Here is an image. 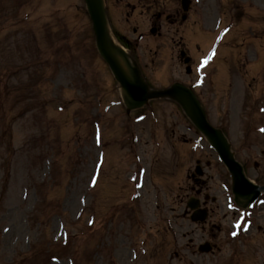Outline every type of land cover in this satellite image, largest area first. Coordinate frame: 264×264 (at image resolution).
I'll return each instance as SVG.
<instances>
[{
  "label": "rangeland",
  "instance_id": "rangeland-1",
  "mask_svg": "<svg viewBox=\"0 0 264 264\" xmlns=\"http://www.w3.org/2000/svg\"><path fill=\"white\" fill-rule=\"evenodd\" d=\"M21 1L0 0V264H161L163 257L170 264L172 251L180 256L174 264H186L190 238L198 243L209 239L210 226L232 230L239 211L228 205L234 202L226 168L175 102L152 100L126 113L119 83L95 56L85 1L25 0L17 5ZM192 1L185 37L194 58L190 77L176 56L171 32L168 38L151 36L137 45L146 6L137 4L132 13L118 0H107L109 24L132 41L153 89L202 79L196 90L205 91L211 123L232 125L234 141L241 135L239 127L253 126L250 141L258 149L248 153L253 158L245 173L253 180L259 177L262 185L264 134L257 130L264 126V112L257 109L264 101L254 99L264 97V0H236L240 13H234L231 4L237 3L229 0ZM66 45L77 51L76 63L64 65L77 68L71 90L66 81H55L56 58L64 55ZM38 48L46 62L39 61ZM206 55L210 58L204 60ZM202 60L209 67L198 70ZM249 80L258 88L248 89ZM231 83L228 104L233 110L226 106ZM247 91L248 102L240 97ZM103 154L105 165L99 160ZM245 156L237 157L242 161ZM198 160L207 191L217 197L207 204L212 214L205 225L185 215L190 187L196 184L189 173ZM98 173L100 182L90 186ZM259 204L238 248L224 243L221 232V252L192 254L200 261L196 264H264V233L257 229H264V199ZM164 238L162 257L152 256ZM108 243L115 245L109 248Z\"/></svg>",
  "mask_w": 264,
  "mask_h": 264
},
{
  "label": "water",
  "instance_id": "water-1",
  "mask_svg": "<svg viewBox=\"0 0 264 264\" xmlns=\"http://www.w3.org/2000/svg\"><path fill=\"white\" fill-rule=\"evenodd\" d=\"M87 2L89 5L90 14H92L95 20L97 42L101 54L110 63L116 77L125 88L128 94L127 102L130 104V106L133 107L142 104L151 95H149L147 92V87L137 75L136 69L133 68L128 61V66H131L132 75L135 79L126 75L127 73L125 72L124 67L119 65L120 63L117 59V55H115L116 48L111 44L105 29V18L103 5L101 3L102 0H87ZM177 96L188 111V114H190L195 120V124H197L199 129L202 130L203 134L209 138L210 142H212L211 144H214L216 149L219 151V154L222 155L225 164L228 165L231 172L233 173L235 192L239 193L241 191V185L246 182V179L244 178V175L241 174L242 170L238 163L231 157L229 153V145L226 143L227 141L225 137L222 133H220L219 130L214 129L207 123L203 110L190 91H187L186 88L179 86ZM257 193H255L253 196H256ZM250 197H252V195Z\"/></svg>",
  "mask_w": 264,
  "mask_h": 264
},
{
  "label": "bare ground",
  "instance_id": "bare-ground-1",
  "mask_svg": "<svg viewBox=\"0 0 264 264\" xmlns=\"http://www.w3.org/2000/svg\"><path fill=\"white\" fill-rule=\"evenodd\" d=\"M119 62H120V65L124 66L125 72L127 73L126 75H128L131 78H133L132 68H131V66H128L129 64H127V62L125 61V59L123 58L122 55L119 56ZM121 90H122V93L124 95L125 94L124 90L123 89H121Z\"/></svg>",
  "mask_w": 264,
  "mask_h": 264
}]
</instances>
